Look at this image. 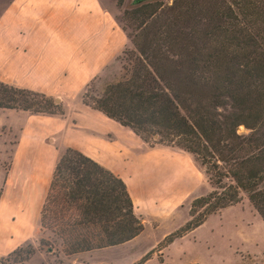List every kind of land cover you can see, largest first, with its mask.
Here are the masks:
<instances>
[{"label": "trees", "instance_id": "obj_1", "mask_svg": "<svg viewBox=\"0 0 264 264\" xmlns=\"http://www.w3.org/2000/svg\"><path fill=\"white\" fill-rule=\"evenodd\" d=\"M120 19L131 44L121 52L122 71L100 90L89 86L88 95L92 79L82 103L147 147L189 153L211 188L190 202L189 220L163 243L242 194L264 223V0H132ZM0 109L63 114L53 97L2 81ZM39 228L68 257L127 242L143 223L121 178L66 147L54 165ZM34 251L25 243L0 264L23 263Z\"/></svg>", "mask_w": 264, "mask_h": 264}, {"label": "crops", "instance_id": "obj_2", "mask_svg": "<svg viewBox=\"0 0 264 264\" xmlns=\"http://www.w3.org/2000/svg\"><path fill=\"white\" fill-rule=\"evenodd\" d=\"M130 47L121 24L99 0H0V81L51 96L63 109L62 115L6 109L18 129L0 174V257L39 242V211L66 147L122 179L144 229L173 222L194 197L201 174L189 153L147 147L131 130L82 103L87 84ZM15 264L47 263H35L33 255Z\"/></svg>", "mask_w": 264, "mask_h": 264}, {"label": "rangeland", "instance_id": "obj_3", "mask_svg": "<svg viewBox=\"0 0 264 264\" xmlns=\"http://www.w3.org/2000/svg\"><path fill=\"white\" fill-rule=\"evenodd\" d=\"M121 22L122 10L131 6L132 0H99ZM164 3L170 0H162ZM130 49V48H127ZM122 54L110 63L99 76L88 84L90 89L100 90L103 84L116 80L122 69ZM6 109H0V174L3 175L15 143L18 125H11ZM238 132H246L243 126ZM191 157V155H190ZM200 187L179 211L176 219L158 227L154 224L122 244L64 257L60 254L59 241L43 230L35 243L34 262L47 264H132L145 254L140 264H264V223L247 202L244 194L239 202L209 215L202 224L183 236L164 244V236L189 220L190 202L211 190L199 165ZM197 209V213L201 212ZM196 213V214H197ZM39 239V240H40ZM37 250V251H36ZM32 255V256H33Z\"/></svg>", "mask_w": 264, "mask_h": 264}, {"label": "water", "instance_id": "obj_4", "mask_svg": "<svg viewBox=\"0 0 264 264\" xmlns=\"http://www.w3.org/2000/svg\"><path fill=\"white\" fill-rule=\"evenodd\" d=\"M138 1H142V0H138Z\"/></svg>", "mask_w": 264, "mask_h": 264}]
</instances>
